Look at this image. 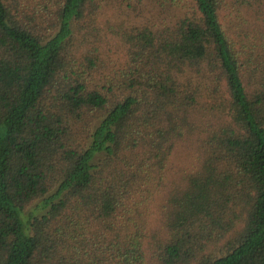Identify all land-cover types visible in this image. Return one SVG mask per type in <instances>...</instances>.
Wrapping results in <instances>:
<instances>
[{
    "label": "trees",
    "instance_id": "obj_1",
    "mask_svg": "<svg viewBox=\"0 0 264 264\" xmlns=\"http://www.w3.org/2000/svg\"><path fill=\"white\" fill-rule=\"evenodd\" d=\"M193 3L107 23L125 51L105 66L72 53L101 0H0V264H264V0ZM241 7L263 24L253 48L220 19Z\"/></svg>",
    "mask_w": 264,
    "mask_h": 264
},
{
    "label": "rangeland",
    "instance_id": "obj_2",
    "mask_svg": "<svg viewBox=\"0 0 264 264\" xmlns=\"http://www.w3.org/2000/svg\"><path fill=\"white\" fill-rule=\"evenodd\" d=\"M101 5L93 25L94 34L97 36L96 41L84 44L81 38L78 37L79 33H76L72 53L78 60L88 52L94 53L98 55L101 62L105 63V66L122 61L125 51L119 37L111 34L106 27L107 23H118V26L123 25L125 28H130L131 26L145 24L146 21L170 20L182 13L190 14L194 11L193 0H142L140 4L135 3V0H101ZM220 19L225 27H229L230 37L237 48L242 46L253 48L249 44L259 42L258 30H262L263 24L260 20L250 16L246 7H241L240 11H236L234 8L222 9ZM105 75V71L102 70L95 74L89 83L92 85L101 84ZM194 145L195 141L191 144L181 142L175 146L167 165L166 176L168 180L172 179L181 169L193 165L195 160L192 155ZM159 203V195L154 194L147 206V212L151 220L150 226H148L149 230H160ZM30 207L33 208L34 205Z\"/></svg>",
    "mask_w": 264,
    "mask_h": 264
}]
</instances>
